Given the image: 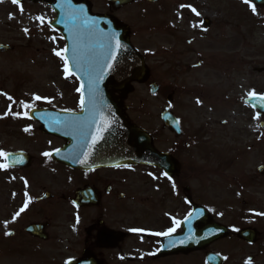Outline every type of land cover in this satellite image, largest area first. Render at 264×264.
Wrapping results in <instances>:
<instances>
[{
    "label": "flooded vegetation",
    "instance_id": "obj_1",
    "mask_svg": "<svg viewBox=\"0 0 264 264\" xmlns=\"http://www.w3.org/2000/svg\"><path fill=\"white\" fill-rule=\"evenodd\" d=\"M86 1L94 14L121 22V10L165 6L170 0H134L121 6L110 0ZM37 4L46 5L52 13L50 20L54 18L46 3ZM44 23L49 26L48 20ZM125 23L136 47L132 25ZM49 30L63 42L59 29ZM196 68L200 60L184 71ZM174 78L167 90L175 104L187 90ZM197 90V99L202 101L197 119L205 118L202 82ZM175 107L181 124L179 104ZM158 123L135 125L151 136L156 151L169 153L176 166L118 163L110 148L112 138L125 137V132L113 126L0 137V151L9 154L0 158V163L8 165L0 169V264H264V215H257L264 213V206L224 209L221 215L213 208L207 147L193 145L194 139L207 138L206 131L175 135ZM97 135L100 138L93 143ZM190 144L202 161L194 160ZM45 152L51 155L46 157ZM85 158L87 163H82ZM168 170L174 172L167 176ZM26 200L27 208L13 220ZM194 205L206 208L197 216H207L212 227L215 222L223 224L228 232L190 247L188 224L183 225L185 232L182 222ZM219 217L227 219L222 222ZM173 220L179 222L175 232L153 235L172 227ZM190 225L195 235L208 229L197 221ZM182 231L186 235L174 237Z\"/></svg>",
    "mask_w": 264,
    "mask_h": 264
},
{
    "label": "rangeland",
    "instance_id": "obj_2",
    "mask_svg": "<svg viewBox=\"0 0 264 264\" xmlns=\"http://www.w3.org/2000/svg\"><path fill=\"white\" fill-rule=\"evenodd\" d=\"M165 6H132L118 13L122 22L132 25V40L150 72L147 81L135 83L123 98L127 114L138 124H159V113L168 106L170 79L175 77L187 90L176 101L183 131L207 133L193 145L208 150L213 208L222 215L224 209L264 206V176L255 170L264 165V129L242 99L250 91L264 94V7L242 0H170ZM51 16L43 4L0 2V44L14 46L0 54V137L41 133L39 124L24 115L29 110L24 105L79 111L75 82L65 77L63 61L53 52L64 45L44 23ZM198 60L200 68L184 71ZM151 82L159 86L154 95L148 90ZM201 82L205 118L197 119ZM176 103L170 106L174 113ZM12 113L19 118H11ZM194 147L190 144L191 153L200 162Z\"/></svg>",
    "mask_w": 264,
    "mask_h": 264
},
{
    "label": "water",
    "instance_id": "obj_3",
    "mask_svg": "<svg viewBox=\"0 0 264 264\" xmlns=\"http://www.w3.org/2000/svg\"><path fill=\"white\" fill-rule=\"evenodd\" d=\"M28 1L47 2L57 13V16L51 23L52 25L62 26V23L65 22H75L69 15L70 11L75 10L81 18L86 17L89 24L93 26V35H89L87 28L81 27L80 30H84V33L81 35L80 44L75 43L77 37L73 35L70 28H65L61 32L66 43L65 48L68 49L65 55L68 58L70 70L80 81V96L83 93L85 99L84 109H80V112H66L56 111L50 108H31L29 117L40 123L39 130L43 133H48L102 127H115L114 129H117L116 126H123L120 130L123 131L124 129L125 138L117 136V139L110 147L114 150L117 157L123 159V161L134 163L149 162L161 167L177 165L168 154H161L155 151L154 147H152L150 136L131 123L128 115L125 113L127 107L122 104V98L114 95V92L122 96L127 95L133 89L131 86L132 81L143 83L149 73L143 57L140 56L138 51L132 48L128 40L127 27L123 24H117L108 16L92 14L89 5L87 3L85 5L84 2L76 0ZM111 1L115 6H118L133 0ZM251 2L256 6H264V0H251ZM83 5L85 8L81 9ZM103 23L106 24L107 28L109 27L108 30L103 31L100 29ZM106 37H112L110 48L105 47L107 43ZM117 42H119V47L116 46ZM74 45L79 47L82 52V60L79 66L72 59ZM11 49L7 44H0V53ZM90 82L94 83L95 107L90 106L88 102ZM157 90L158 86L153 82L149 87V91L154 94ZM166 100L170 102V96H167ZM245 102L250 107L258 110L260 117L264 115V108L260 107L256 98L248 97L245 99ZM160 119L171 131H174L176 134L180 133L177 119L168 107L160 113ZM260 126L263 128L264 122L260 123ZM123 161L119 160L118 163H122ZM262 170L263 167H258L257 169L260 173H262ZM173 172V170H168L167 174L171 175ZM190 216L186 219L189 223L193 221V218ZM203 222L205 223L203 225H209L206 218H204ZM218 227V224L215 223L216 232H204L201 241L195 244L204 245V243L213 241L215 237L217 238L227 233V229L221 232ZM189 238L191 241L192 235L190 231ZM193 244L194 242L191 241L190 247Z\"/></svg>",
    "mask_w": 264,
    "mask_h": 264
},
{
    "label": "snow or ice",
    "instance_id": "obj_4",
    "mask_svg": "<svg viewBox=\"0 0 264 264\" xmlns=\"http://www.w3.org/2000/svg\"><path fill=\"white\" fill-rule=\"evenodd\" d=\"M0 2H3V0H0ZM12 4L14 5H19L20 4V0H11ZM243 2L245 4H249V0H243ZM181 7H191V5H181ZM251 7V5H250ZM21 11H23V8L21 7ZM82 11V10H81ZM192 11L194 13H196V15H199L198 12H196V9L195 8H192ZM253 11H255V8L253 7ZM70 15V18L73 19V20H80L81 23L76 25V29H77V32H76V35H77V39H80L81 38V27H84V28H87L88 30V33L89 35H93V32H92V25L89 24V21L87 20L86 17H83L81 18L78 13L75 11V10H72L70 11L69 13ZM13 17L11 16V14L9 15V19H12ZM36 20L38 21H41L43 22V17L41 16H37L36 17ZM206 30V29H205ZM23 31L25 32V34L28 33V29L25 28L23 29ZM112 37H106V41L107 43L105 44V47L106 48H110V41H111ZM117 47H119V42H117ZM54 52V55H56L57 57H59L62 61H63V64H64V68H63V71L65 73V77L67 78L68 76H71V75H74V73L71 72L70 70V67H69V61H68V58L67 56L65 55L67 52H68V49L65 48V49H62L60 51H57V50H53ZM72 59H73V62L76 63L78 66L81 64V60H82V52L81 50L79 49V47L75 46L73 47L72 49ZM77 92H81V88H77L76 89ZM247 95L250 97V98H256L257 99V102L260 104V107L261 108H264V94H261V95H257L255 93V91H250L247 93ZM9 100L12 99L11 96H8L7 97ZM34 99L36 100H40L41 97L40 96H35ZM89 105L92 106V107H95V104H94V83L90 82V86H89ZM196 103L199 105L202 103V101H200L199 99L196 100ZM84 105H85V99H84V96H83V93H81V99H80V107L81 109L83 110L84 109ZM24 107L26 108H30L31 105H24ZM25 116H27V113H24ZM259 115V113L257 114ZM253 119H256V117H253ZM25 131H28L27 128L24 129ZM99 131H103V129H100ZM100 137L99 135H97V137L93 140V143L96 142V140H98ZM57 152H59V149H56ZM9 154L3 152V151H0V158H6ZM44 156H50L51 153H48V152H45L43 153ZM85 157H87L89 155V153H85L84 154ZM14 162H19V161H14ZM82 163H87V159L85 158L83 161H81ZM6 167H8L7 164H3V163H0V169H5ZM165 175H167V173H165ZM27 195V194H26ZM27 205H28V201L26 200L25 201V204L23 207H21L19 209V211H17L14 216H13V220H15L22 212L25 211V209L27 208ZM191 215V214H189ZM257 215H264V213H257ZM187 219V217H186ZM5 224H7V222H5ZM179 227V222L178 221H175L173 220V226L168 228L166 231L164 232H156V233H153V235H157V236H169L171 235L173 232H175L176 228ZM11 233L9 232H5V235H10ZM65 264H71L70 261H66Z\"/></svg>",
    "mask_w": 264,
    "mask_h": 264
}]
</instances>
